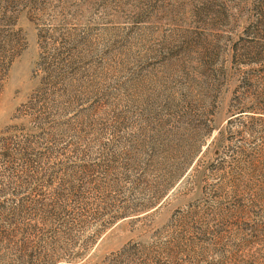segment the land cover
<instances>
[{"label": "rangeland", "instance_id": "rangeland-1", "mask_svg": "<svg viewBox=\"0 0 264 264\" xmlns=\"http://www.w3.org/2000/svg\"><path fill=\"white\" fill-rule=\"evenodd\" d=\"M254 1L0 0V264H264Z\"/></svg>", "mask_w": 264, "mask_h": 264}, {"label": "trees", "instance_id": "trees-1", "mask_svg": "<svg viewBox=\"0 0 264 264\" xmlns=\"http://www.w3.org/2000/svg\"><path fill=\"white\" fill-rule=\"evenodd\" d=\"M252 11H253V16L254 18L251 19L249 21V25L252 27H261V29H252L254 31H246V32H250L252 35H248L246 34L247 38H244L246 40L245 41V45H244V50H246L247 53H250L252 55H254L253 57H251V60L248 62H256L255 60H259L262 57H264V0H255L254 4L252 5ZM248 30V29H247ZM242 36L238 39V40H242ZM237 40V41H238ZM237 47H232L231 51H232V59L235 60L236 58V51ZM241 111H245V110H239L238 112ZM218 135H220V132H217ZM248 172L251 174H255V172L258 171H250V169H248ZM256 175L260 176V174ZM121 251H124L123 249Z\"/></svg>", "mask_w": 264, "mask_h": 264}]
</instances>
